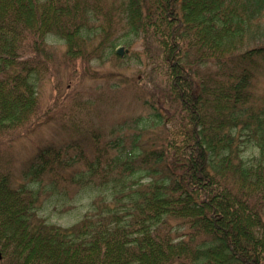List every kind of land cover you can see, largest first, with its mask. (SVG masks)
<instances>
[{"label":"trees","instance_id":"16d2710c","mask_svg":"<svg viewBox=\"0 0 264 264\" xmlns=\"http://www.w3.org/2000/svg\"><path fill=\"white\" fill-rule=\"evenodd\" d=\"M263 12L264 0H0V139L37 122L43 82L58 91L62 66L88 73L127 36L142 39L138 63L165 75L149 113L117 123L108 142L86 115L56 118L76 128L73 149L93 151L80 180L110 194L69 227L40 214L67 197L53 181L69 147L27 151L18 186L0 157L1 263L264 264V95L253 91L264 42L250 43Z\"/></svg>","mask_w":264,"mask_h":264},{"label":"rangeland","instance_id":"374dc122","mask_svg":"<svg viewBox=\"0 0 264 264\" xmlns=\"http://www.w3.org/2000/svg\"><path fill=\"white\" fill-rule=\"evenodd\" d=\"M259 22L262 27L260 30H255L257 36L251 38V44L257 41L264 42V12ZM128 38L132 39V43L127 41L121 43L113 55L101 59H90L89 74L84 71L85 68L82 67L80 61H78L76 73L72 75L69 69L62 66L58 72L60 78L58 91L54 89L56 81L47 79L43 82L40 93L41 117L37 122L24 131L26 134H22V137L14 142H9V136L5 134L0 139L1 143L6 144L8 159L2 155L0 157L12 172L14 186L27 181L24 177V172L28 168L25 163L27 151H30L29 157L33 158L40 148L49 145L52 151L55 148L62 150L69 147L67 154L61 153V157L67 163V168L61 171L63 177L53 181L59 182L55 184L60 193L54 192L55 195L58 197L66 195L67 197L65 199L60 197V201L50 203L45 202L47 196V198L43 197L45 204L41 207L40 214L46 217L49 223L69 227L91 210L92 203L99 196L110 195L106 189L98 188L92 182L85 185V179L80 180V174L86 178L90 177L89 173L86 172L85 175L84 172L88 170V159L94 160L93 151L85 143L84 145L82 143L85 148L84 156H81L80 150L73 149L70 142L75 136L73 129L75 127L70 126L62 130L56 118L67 119L72 113L86 115L90 123H94L98 128L103 126L102 140L108 142L111 138L110 131L113 127H117V123L139 114L149 113L144 100L151 99L150 91L160 93L157 85L159 83L163 85L165 82L164 72L161 69H154V66L151 67L153 63H146L144 57H142L143 64L138 63L137 56L139 57L143 51L141 37L132 35L126 37L127 40ZM52 47L58 59H62L66 44L56 40ZM120 47H124L121 55L117 53ZM92 76H97V79H91ZM253 85L254 96L264 95V65L257 71ZM57 113L60 114L57 116ZM78 117L82 118V116ZM78 134L83 138L81 130H78ZM97 180L100 181V179ZM51 181V177H45L44 186L49 187L52 184ZM0 264L3 263L0 261Z\"/></svg>","mask_w":264,"mask_h":264},{"label":"water","instance_id":"95a60500","mask_svg":"<svg viewBox=\"0 0 264 264\" xmlns=\"http://www.w3.org/2000/svg\"><path fill=\"white\" fill-rule=\"evenodd\" d=\"M123 52H124V48H121L119 51H118V53L119 54H123ZM2 258V254H1V252H0V259Z\"/></svg>","mask_w":264,"mask_h":264}]
</instances>
